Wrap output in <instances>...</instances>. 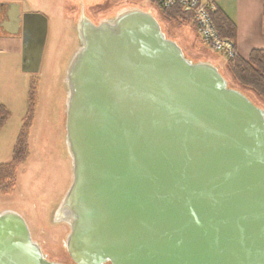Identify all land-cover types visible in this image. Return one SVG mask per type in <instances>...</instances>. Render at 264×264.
Segmentation results:
<instances>
[{"label":"water","instance_id":"1","mask_svg":"<svg viewBox=\"0 0 264 264\" xmlns=\"http://www.w3.org/2000/svg\"><path fill=\"white\" fill-rule=\"evenodd\" d=\"M21 69L40 68L47 17L9 2ZM65 74L72 178L52 219L71 262L46 257L0 211V264H264V108L217 64L193 60L157 17L83 6Z\"/></svg>","mask_w":264,"mask_h":264},{"label":"rangeland","instance_id":"2","mask_svg":"<svg viewBox=\"0 0 264 264\" xmlns=\"http://www.w3.org/2000/svg\"><path fill=\"white\" fill-rule=\"evenodd\" d=\"M10 1L13 0H0ZM23 12H41L47 17V34L37 72L21 69L22 36L0 34V103L10 116L0 128V163L10 161L17 134L28 108V93L36 85V99L28 134V157L19 165L13 189L0 191V211L13 210L26 221L31 236L46 257L69 262L65 237L69 226L52 219L72 178L71 157L65 142V74L78 48L77 19L80 8L94 22L114 15L123 7L150 10L162 29L175 39L193 60L208 57L218 65L231 85L225 67L227 57L207 46L192 26H173L160 20L150 0H20ZM264 108V102L246 91Z\"/></svg>","mask_w":264,"mask_h":264},{"label":"trees","instance_id":"3","mask_svg":"<svg viewBox=\"0 0 264 264\" xmlns=\"http://www.w3.org/2000/svg\"><path fill=\"white\" fill-rule=\"evenodd\" d=\"M262 1V30L264 32V0ZM151 2L156 5L160 20H163L173 26H192L199 35V30L192 13L184 11L179 5L163 7L156 4L153 0H151ZM210 14L212 22L219 35L231 39L235 48L234 40L236 36V25L233 20L219 6L214 5ZM226 57V71L232 82L235 84L234 86L245 93L246 91L253 93L259 100L264 102V50L262 48H252L247 58L240 56L237 52L232 56L227 55ZM35 87L36 85L33 83L29 90V105L13 145L11 159L8 162L0 163L1 192L7 193L13 189L17 169L19 165L24 163L28 157L29 151L27 140L33 110L35 107ZM9 116L10 111L8 108L4 104L0 103V128L5 124Z\"/></svg>","mask_w":264,"mask_h":264},{"label":"crops","instance_id":"4","mask_svg":"<svg viewBox=\"0 0 264 264\" xmlns=\"http://www.w3.org/2000/svg\"><path fill=\"white\" fill-rule=\"evenodd\" d=\"M215 6H219L235 23V51L242 57L247 58L252 48H262L264 50V32L262 30V0H211ZM10 1L0 2L6 5ZM20 3V0H13ZM22 11V9H21ZM1 35H20L9 34L0 28ZM200 59L214 60L204 57ZM215 63V62H214ZM216 64V63H215Z\"/></svg>","mask_w":264,"mask_h":264},{"label":"built area","instance_id":"5","mask_svg":"<svg viewBox=\"0 0 264 264\" xmlns=\"http://www.w3.org/2000/svg\"><path fill=\"white\" fill-rule=\"evenodd\" d=\"M151 1V0H150ZM156 4L169 7L179 5L184 11L192 13L199 30V36L209 47L227 55L236 53L233 41L219 35L211 18L214 4L211 0H153Z\"/></svg>","mask_w":264,"mask_h":264},{"label":"flooded vegetation","instance_id":"6","mask_svg":"<svg viewBox=\"0 0 264 264\" xmlns=\"http://www.w3.org/2000/svg\"><path fill=\"white\" fill-rule=\"evenodd\" d=\"M9 11V7L6 5H0V28H3L1 23L5 21L7 18V12ZM23 12V11H22ZM71 262V260H69Z\"/></svg>","mask_w":264,"mask_h":264}]
</instances>
